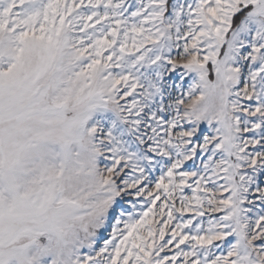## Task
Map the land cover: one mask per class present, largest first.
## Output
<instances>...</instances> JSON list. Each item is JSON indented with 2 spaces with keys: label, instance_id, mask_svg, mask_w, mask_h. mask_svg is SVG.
I'll use <instances>...</instances> for the list:
<instances>
[{
  "label": "snow or ice",
  "instance_id": "1",
  "mask_svg": "<svg viewBox=\"0 0 264 264\" xmlns=\"http://www.w3.org/2000/svg\"><path fill=\"white\" fill-rule=\"evenodd\" d=\"M0 264H264V0H0Z\"/></svg>",
  "mask_w": 264,
  "mask_h": 264
}]
</instances>
